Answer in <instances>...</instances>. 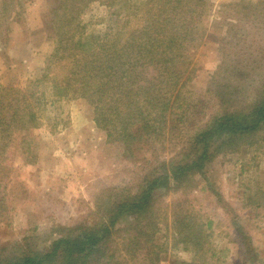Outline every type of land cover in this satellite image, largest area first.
<instances>
[{
  "label": "trees",
  "instance_id": "obj_1",
  "mask_svg": "<svg viewBox=\"0 0 264 264\" xmlns=\"http://www.w3.org/2000/svg\"><path fill=\"white\" fill-rule=\"evenodd\" d=\"M93 1L76 0L70 10H63L69 2L63 1V24L58 26L54 16L55 47L39 77L22 89L0 86V155L9 149L12 136L24 141L26 133L37 129L47 105L80 99L92 108L105 145L126 161L143 163L139 180L98 193L97 223L55 227L49 246L34 250L22 244L12 253L0 251V264H127L112 240L116 236L122 241L128 259L146 248L161 217L165 219L155 209L159 192H188L196 187L197 177L207 181L206 168L217 157L264 143L261 61L232 60L220 46V61L206 90L210 102L203 104L189 89L195 74L192 51L209 37L203 26L207 0H143L135 8L110 0L124 8L121 25L86 34L79 17ZM225 46L230 49L231 41ZM248 88L251 100L245 97ZM206 105L216 110L206 112ZM166 149L175 152L167 160L156 158ZM141 152L155 156L142 158ZM173 209H180L171 220L175 244L190 245L195 253L202 250L208 238L202 225L182 212L179 202ZM235 218L231 223L244 255L255 264L254 248L245 244L248 238ZM123 222L127 226L117 229ZM147 251L160 259L159 251Z\"/></svg>",
  "mask_w": 264,
  "mask_h": 264
},
{
  "label": "rangeland",
  "instance_id": "obj_2",
  "mask_svg": "<svg viewBox=\"0 0 264 264\" xmlns=\"http://www.w3.org/2000/svg\"><path fill=\"white\" fill-rule=\"evenodd\" d=\"M63 1L0 0L1 87L22 89L39 77L55 47L54 16L58 26L63 24V10L72 9L76 0H68L61 10ZM123 1L132 8L143 2L120 3ZM207 2L203 26L209 37L192 51L195 74L189 84L194 98L202 97L203 104L210 102L206 90L220 61V46L232 60L261 61L264 66V0ZM120 3H89L79 17L85 33L102 34L120 26L124 14ZM229 41L232 46L227 49L225 42ZM263 81L264 69L258 83ZM245 92L251 100L253 92L249 88ZM214 110L215 106L206 105V112ZM24 136V141L12 136L9 149L0 155V251L12 253L22 244L24 249L41 250L53 240L55 227L97 223L94 202L98 193L136 185L139 180L143 163L126 161L105 145V133L95 126L92 108L84 100L47 105L37 129ZM174 152H157L156 158L167 160ZM149 155L141 152L139 156L151 159L155 153ZM205 177L207 181L197 177L196 187L188 192H159L155 209L165 219L161 217L157 234L131 259L125 257L122 241L113 238L111 245L127 264H253L244 255L232 216L249 240L243 239L245 244L254 248L255 264H264V143L217 157L206 168ZM174 202H179L181 211L192 215L208 236L199 253L190 245L175 244L171 220L173 212L180 209H173ZM147 250L159 251L160 259L148 256Z\"/></svg>",
  "mask_w": 264,
  "mask_h": 264
}]
</instances>
